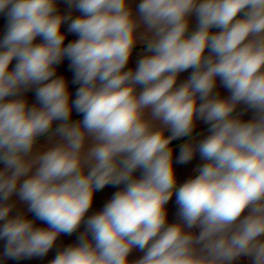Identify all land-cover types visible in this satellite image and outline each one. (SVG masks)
Returning <instances> with one entry per match:
<instances>
[{
	"label": "clouds",
	"instance_id": "9594fccd",
	"mask_svg": "<svg viewBox=\"0 0 264 264\" xmlns=\"http://www.w3.org/2000/svg\"><path fill=\"white\" fill-rule=\"evenodd\" d=\"M68 3L81 15L59 14L57 0H0L4 255L44 256L84 224L50 264H264V0ZM65 23L78 36L66 46ZM138 44L145 54L125 70ZM65 58L74 100L56 75ZM198 120L207 134L193 136ZM197 153L178 184L174 164ZM105 186L119 190L86 218ZM13 195L34 219L10 215ZM173 195L179 222L169 223ZM133 250L142 255L130 260Z\"/></svg>",
	"mask_w": 264,
	"mask_h": 264
},
{
	"label": "crops",
	"instance_id": "0c3cea01",
	"mask_svg": "<svg viewBox=\"0 0 264 264\" xmlns=\"http://www.w3.org/2000/svg\"><path fill=\"white\" fill-rule=\"evenodd\" d=\"M141 2V0H129L130 6L135 11L136 6ZM57 10L59 14L62 15H70L72 18H75L76 16L81 15V13L75 9V7H70L68 0H57ZM7 21L6 16L3 13H0V39L3 38L5 32H4V23ZM70 23V21H69ZM192 27L194 29L195 27V20L193 18V24ZM62 32L65 33L66 39H65V46L72 42L75 39H78V36L75 33H71L68 31V23H65L62 25ZM212 31H218V29H213ZM37 42H40L39 38H37ZM144 49L141 45H137L136 49L134 50L132 56L130 57L129 63L126 66V69H135L137 61L141 58L142 55H144ZM15 64V61L13 62V66ZM191 70H188L184 73H182L178 79V83L186 80L188 76L190 75ZM56 75L62 76L66 79L68 82V90L71 94V99H75V94L80 86L79 84H74V72L70 68V61L65 58L59 65L56 66ZM222 96L229 95L228 91L222 86L219 79L217 80V89H216ZM24 98H26L29 101V104L37 103L35 99V88L29 90L28 92L23 93ZM244 105L238 106V111L243 108ZM251 113H248L245 115V119L250 118ZM82 118L79 114L75 112V109H73L72 113V119H79ZM58 123V122H57ZM55 126V125H54ZM208 125L205 124L203 121H196V126L193 131V136H195L197 133L204 132L206 133ZM187 138H181L177 139L172 142L171 147L174 148V161L176 157L179 155V146L184 142V140ZM202 163L199 154L197 153L194 158L188 162L187 164H174L176 169V175H177V181L178 184L183 183L185 180L192 178L194 176V169L199 166ZM2 167V165H0ZM140 173L139 171L136 173L138 176ZM122 187V186H120ZM119 190V188H114L112 186H105L104 189L98 191L94 194V201L93 206L89 210V212L86 215L91 216L92 214H95L103 209V206L111 199L112 195L115 191ZM11 201H14L16 203V207L13 209V212L10 214L11 216H15L17 214L25 215L26 217L34 214L28 211L27 204L19 201V197L17 195H13L11 198ZM166 209L168 211V222L174 223L179 222V206L176 203L175 195H173L172 199L169 201V203L166 205ZM31 219H34L32 217ZM2 223V222H0ZM35 225L38 227H47V225L43 221L35 220ZM86 230V225L82 224L80 228L77 229L76 232L72 233L71 235H65L61 234L57 241L55 242L52 249L49 250V252L44 256H32V257H21L19 259L15 258H9L4 255L6 241L3 239H0V264H50L51 260L55 258L56 254L59 251H62L65 247L69 245H75L78 242V237ZM193 231H198L197 229H193ZM142 255L141 252L138 250H133V253L130 255L129 259L134 260L139 258ZM234 264H250L247 258H241L239 261L234 262Z\"/></svg>",
	"mask_w": 264,
	"mask_h": 264
},
{
	"label": "trees",
	"instance_id": "16d2710c",
	"mask_svg": "<svg viewBox=\"0 0 264 264\" xmlns=\"http://www.w3.org/2000/svg\"><path fill=\"white\" fill-rule=\"evenodd\" d=\"M32 217H34V214H32V215H30V216H28V217H26V218L31 219Z\"/></svg>",
	"mask_w": 264,
	"mask_h": 264
},
{
	"label": "water",
	"instance_id": "95a60500",
	"mask_svg": "<svg viewBox=\"0 0 264 264\" xmlns=\"http://www.w3.org/2000/svg\"><path fill=\"white\" fill-rule=\"evenodd\" d=\"M6 28H7V22H6L5 27H4V31H5V32H6Z\"/></svg>",
	"mask_w": 264,
	"mask_h": 264
},
{
	"label": "rangeland",
	"instance_id": "374dc122",
	"mask_svg": "<svg viewBox=\"0 0 264 264\" xmlns=\"http://www.w3.org/2000/svg\"><path fill=\"white\" fill-rule=\"evenodd\" d=\"M6 22H7V21H6ZM6 22L4 23V27H5ZM4 32H5V31H4Z\"/></svg>",
	"mask_w": 264,
	"mask_h": 264
}]
</instances>
